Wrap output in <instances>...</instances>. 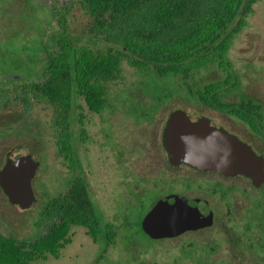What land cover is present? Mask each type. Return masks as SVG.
I'll return each mask as SVG.
<instances>
[{
    "label": "flooded vegetation",
    "instance_id": "obj_1",
    "mask_svg": "<svg viewBox=\"0 0 264 264\" xmlns=\"http://www.w3.org/2000/svg\"><path fill=\"white\" fill-rule=\"evenodd\" d=\"M33 4L51 11L52 30L45 32L50 35V43L49 45L43 43L42 48L54 44L61 21L67 23L68 33L75 38L77 44L82 41V34L71 32L69 20V13L77 4L82 8L81 0H0V170L9 157L30 155L39 161L34 154L37 155L40 149L44 156L50 154L44 147L46 143L43 134L39 133L43 132L42 126L45 125L40 123L39 115L34 114L36 106L50 105L35 89V84L46 77L44 61L41 62L39 59L38 65L34 67V64L29 63L34 58L31 59L28 52L1 48L4 46L2 38L5 30L16 29L14 32L19 30L24 39L31 36L28 25L32 20ZM9 38L10 34L6 39ZM6 62L10 64L11 70L1 69L2 63ZM27 63L29 68L25 69L22 65ZM19 67L25 71L18 69ZM161 106L155 105L152 114L136 122L143 126V130L148 129L146 135L144 134L143 144L136 141L125 143L118 139L130 150V155L124 163L132 176V182L121 184L116 192L124 204L123 212L126 215L123 221L126 225L134 223L137 230L118 234L114 223L108 220L101 224L99 216L93 226H82L92 243L100 247L99 254L90 264H103L102 261H105L104 264H264V180L257 183L252 177L241 172L227 174L211 168L198 169L185 162L174 163L170 160L163 140L164 128L171 112L181 109L191 119L201 116L209 118L212 124L235 135L248 144L257 156L264 159V104L232 106L244 108L239 115L229 113L223 108L202 105L206 108L203 111L206 112L196 117L185 109L174 108L168 111L164 119L157 120L155 118ZM81 111L83 106L77 104L76 114L67 128L70 136L64 143L62 142L64 137L60 136L62 128L53 119V109L50 124L47 123L44 127L52 131L54 137V150L51 154L60 160V165L72 173L69 184L75 176L83 177L87 183V175L80 171L79 157L75 149L77 145L75 131L79 135L78 141L84 145L89 134L86 128V115L83 114V122L80 120ZM108 115L111 124L114 125L111 112ZM215 117L218 118L217 122ZM34 130L44 141V145L36 153L31 141L35 138ZM7 139L15 143H18L17 140L29 141L31 150L11 154L4 148L8 143ZM135 155L137 162L131 166L130 162H134L132 159ZM262 169L264 171V163ZM35 175L31 179L32 188ZM35 202L36 198L28 207L22 208L18 203L10 201L0 184V233L7 238L21 241H31L46 233L55 220V216L43 210L47 202L33 223L39 230L37 235L30 236V227L15 219L16 213L32 208ZM186 204L200 215L204 225L188 228L173 235L151 236L144 230L142 222L155 207L158 211L152 216L156 217L168 214L174 207L184 208ZM105 215L107 216L106 213ZM158 219L159 217L155 220ZM18 225L24 233H17ZM74 235L73 231L72 238ZM139 236H142L144 243H150L152 246H145Z\"/></svg>",
    "mask_w": 264,
    "mask_h": 264
},
{
    "label": "trees",
    "instance_id": "obj_2",
    "mask_svg": "<svg viewBox=\"0 0 264 264\" xmlns=\"http://www.w3.org/2000/svg\"><path fill=\"white\" fill-rule=\"evenodd\" d=\"M256 1L81 0L82 9L91 17L81 43L61 21L54 44L42 48L46 77L35 84L62 128V142L70 136L67 128L79 98L89 112L104 108L107 84L119 78L123 61L161 77H180L185 86L181 96L201 105L239 115L244 108L232 106L263 104L241 92L240 73L229 57L233 40L246 26ZM204 68L206 73L201 71ZM79 114L83 122V111ZM43 210L55 220L33 240H15L0 233V264H32L59 257L71 241L72 228L93 226L98 218L81 176H75Z\"/></svg>",
    "mask_w": 264,
    "mask_h": 264
},
{
    "label": "rangeland",
    "instance_id": "obj_3",
    "mask_svg": "<svg viewBox=\"0 0 264 264\" xmlns=\"http://www.w3.org/2000/svg\"><path fill=\"white\" fill-rule=\"evenodd\" d=\"M76 6L69 13L70 30L76 34L86 33V29L91 23V17L78 4ZM50 17V10L43 7L38 8L36 4H33L32 20L28 25L31 36L24 39L22 32L19 30L16 32H14L16 29L5 30V35L2 38V45L4 46L1 48L7 47L16 49L18 52L20 50L28 52L29 57L34 58L29 63L34 64V67H36L39 59L41 62L44 60L43 43L46 45L50 43V35L45 33L46 30H52ZM9 34L10 38L7 40ZM9 45L12 47H8ZM229 57L240 73L241 92L264 104V0H257L253 4V11L247 17L246 26L233 40ZM22 66L25 69L29 68L28 63ZM1 69L8 71L12 68L6 62L2 63ZM18 69L25 71L21 67ZM201 71L207 72L206 68ZM202 72H200L201 75ZM209 77L211 78V76L206 78ZM185 82L189 83L188 80H185ZM182 84L183 80L178 76L167 75L161 77L152 70L133 68L123 61L119 78L107 84L105 105L98 114L88 112L84 107L85 105H82V100L80 98L78 100V103L83 106V114L86 115V128L89 133L87 140H85L86 145H84L78 141L79 135L75 131L77 141L75 149L79 157V168L87 175L89 194L95 204L101 224L110 220L117 226L116 231L118 234L137 230L134 223L126 225L123 221L126 215L123 212L124 204L121 203L120 195L116 192L121 184L132 182V176L128 173V167L124 163L130 155V150L119 140L125 143L136 141L143 144L148 129L143 130V126L136 124V122L142 121V117L152 114L154 106L158 104L162 106L155 118L157 120L164 119L168 111L174 108L185 109L193 117L205 113L206 111H203L206 109L204 106L195 100L181 96L183 95L181 93L185 90V86ZM236 97V95L232 96V98ZM110 112L114 125L109 120L108 114ZM34 114L35 116L36 114L39 115L40 123L46 127L47 123L50 124L52 118V107L40 104L35 107ZM214 119L217 122L218 118L215 117ZM44 127L42 126L43 132L39 133L43 134L46 144L44 145L42 136L35 130L33 131L35 138L31 140L35 153L39 148H42V145L50 151V154L45 156L41 149L37 155L34 154L39 158L40 163L33 179L36 202L32 208H28L23 212L19 211L15 215V219L30 227V236L37 235L39 231L33 223L38 219L43 205L68 188L72 174L60 165L61 162L58 158L51 154L54 150V137L52 131H48ZM17 141L18 143L12 142L11 139L8 140L4 148L10 151L11 154L31 150L29 141ZM44 147L43 149H45ZM135 154L137 155V153ZM136 155L132 159L134 162H130L131 166L137 162ZM5 210H7L6 207ZM19 225L16 229L17 233H24ZM72 229L75 235L71 243L61 249L60 257L53 258L49 256L46 260H36L32 264H90L92 260L94 261L100 252V247L92 243L85 233L84 227L76 226ZM139 237L144 243L142 236ZM144 245L147 247L152 246L150 243H144ZM104 262L102 261L103 264Z\"/></svg>",
    "mask_w": 264,
    "mask_h": 264
},
{
    "label": "water",
    "instance_id": "obj_4",
    "mask_svg": "<svg viewBox=\"0 0 264 264\" xmlns=\"http://www.w3.org/2000/svg\"><path fill=\"white\" fill-rule=\"evenodd\" d=\"M163 138L170 160L174 163L185 162L198 169L211 168L227 174L241 172L257 183L264 180L263 157L257 156L248 144L212 124L205 116L191 119L181 109L172 111ZM38 166L39 161L30 155L9 157L6 160L0 170V184L11 202L26 208L35 200L31 179ZM179 207L156 217L152 216L158 211L155 207L142 222L144 230L151 236L173 235L204 225L200 215L188 204L184 208ZM157 217L159 219L156 221Z\"/></svg>",
    "mask_w": 264,
    "mask_h": 264
}]
</instances>
